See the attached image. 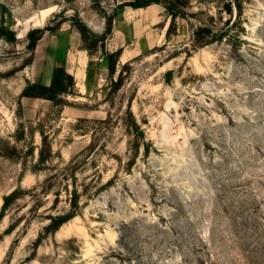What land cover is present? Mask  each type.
Segmentation results:
<instances>
[{"label": "rangeland", "instance_id": "obj_1", "mask_svg": "<svg viewBox=\"0 0 264 264\" xmlns=\"http://www.w3.org/2000/svg\"><path fill=\"white\" fill-rule=\"evenodd\" d=\"M134 1L0 0V264H264V0ZM59 66L65 106L21 97Z\"/></svg>", "mask_w": 264, "mask_h": 264}, {"label": "trees", "instance_id": "obj_2", "mask_svg": "<svg viewBox=\"0 0 264 264\" xmlns=\"http://www.w3.org/2000/svg\"><path fill=\"white\" fill-rule=\"evenodd\" d=\"M223 1V0H222ZM226 1V2H225ZM250 0H224V10L230 16L236 11V19L232 22L231 19L227 21L228 25L231 27H237L243 18L245 3ZM187 0H135L134 2H126L119 5V9L129 7L132 9L147 8L152 5H162L165 10L169 13L172 23L175 22L177 17L185 18V14L181 13L180 7H185L188 3ZM172 25V24H171ZM229 27L225 32L214 33L212 28L207 26L199 27L193 35V43L196 47H204L213 44L221 40L225 33L232 29ZM51 31L48 28H41L33 30L29 33V44L28 50L34 51L38 42L42 39L45 32ZM172 34L171 26L167 32V36L170 37ZM84 36V35H83ZM14 39V37H12ZM122 51L118 50L115 53L109 54L107 58L109 71L114 74L116 72V64L120 61ZM116 60V61H115ZM76 88V82L74 76H72L66 69L65 66H59L53 71L52 79L50 85H44L42 83H28V86L24 89L21 97L27 98H38L48 100L54 103L55 106H65L64 96L68 95ZM45 150L42 149L40 153V163H46ZM70 205L71 210L67 215L59 217H51L50 225L47 227L48 233H55L63 224L68 222L70 219L78 215L79 210V194L76 190L74 193L70 194ZM60 197L57 196V198ZM9 198H6L8 200Z\"/></svg>", "mask_w": 264, "mask_h": 264}, {"label": "crops", "instance_id": "obj_3", "mask_svg": "<svg viewBox=\"0 0 264 264\" xmlns=\"http://www.w3.org/2000/svg\"><path fill=\"white\" fill-rule=\"evenodd\" d=\"M121 56H122V55H121ZM66 69H67V68H66ZM67 71H68V69H67ZM68 72H69V71H68ZM69 73H70V72H69ZM70 74H71V73H70ZM71 75L74 76L73 74H71ZM74 78H75V77H74ZM76 78H77V77H76ZM51 79H52V78H50V80H49L50 82H49V83H43V84H44V85H47V86L50 85V83H51ZM77 79H78V78H77ZM75 82H76V79H75ZM76 84H77V83H76Z\"/></svg>", "mask_w": 264, "mask_h": 264}]
</instances>
